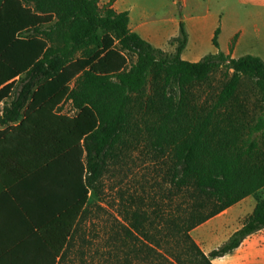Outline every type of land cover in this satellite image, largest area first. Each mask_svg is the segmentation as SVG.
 Wrapping results in <instances>:
<instances>
[{
    "label": "trees",
    "instance_id": "16d2710c",
    "mask_svg": "<svg viewBox=\"0 0 264 264\" xmlns=\"http://www.w3.org/2000/svg\"><path fill=\"white\" fill-rule=\"evenodd\" d=\"M113 1L105 4L102 17L99 0H0V140L9 130L34 135L28 149L36 152L35 166L61 168L68 201L55 223L52 264H60L73 246L90 211V195L99 192L110 161L141 142L165 166L164 183L172 196L182 199L176 213L152 216L134 210L125 216V223L106 233L100 263L213 264V258L264 228V199L259 197L264 156L253 153L257 142L247 144L243 133L248 129L251 135L259 127L245 124L239 109L226 105L240 75L257 81L264 100V60L254 55L236 59L220 51L199 62L186 61L184 23L171 41L178 42L176 51L165 54L130 29L129 13L114 10ZM98 22L109 31L98 34ZM218 35L219 29L213 38L217 48ZM124 50L138 57L129 70ZM215 60L229 61L233 77L217 105L189 111L184 105L188 86L203 83L215 70ZM170 75L179 84L178 100L168 92ZM68 100L76 114H58ZM251 194L258 201L253 213L206 254L191 231Z\"/></svg>",
    "mask_w": 264,
    "mask_h": 264
},
{
    "label": "crops",
    "instance_id": "0c3cea01",
    "mask_svg": "<svg viewBox=\"0 0 264 264\" xmlns=\"http://www.w3.org/2000/svg\"><path fill=\"white\" fill-rule=\"evenodd\" d=\"M110 1L99 0L101 4ZM141 1L114 0L112 8L117 12L127 11L130 29L156 48L168 49L184 23L188 41L182 58L186 61L199 62L220 51L236 59L254 55L264 60L263 46L249 48L252 41L247 38L250 29L256 30L257 39L264 35V0H240L244 7L254 8L253 14L248 15L249 19L253 17L247 24L239 23L238 18L234 26L229 24L223 10L217 12L218 16L209 12L182 18L178 12L177 16L156 19L150 17ZM187 2L182 0L183 9ZM201 6L199 3L195 6V13ZM218 29L219 48L213 43ZM33 138L34 135L9 130L0 140V264L53 263L57 246L52 242L55 223L66 207L68 189L66 181L62 182L59 166H35V153L28 149ZM257 203L255 194L244 197L195 227L191 231L193 238L209 254L243 226ZM212 261L213 264H264V228L249 235L232 252Z\"/></svg>",
    "mask_w": 264,
    "mask_h": 264
},
{
    "label": "rangeland",
    "instance_id": "374dc122",
    "mask_svg": "<svg viewBox=\"0 0 264 264\" xmlns=\"http://www.w3.org/2000/svg\"><path fill=\"white\" fill-rule=\"evenodd\" d=\"M198 3L202 6L195 13V6ZM141 4L148 9L150 17L156 19L171 14L177 16L178 12L182 18L194 14L205 15L209 12L218 16L219 11L223 10L225 16L229 17L231 26L236 24L235 20L238 18L239 23L247 24L252 21L253 16L249 19L248 15L253 14L254 9L252 6L244 7L240 4V0H188L184 9L182 0H142ZM232 8L238 15L234 11L231 12ZM98 13L102 17L107 15L105 4L98 3ZM98 23L95 25L98 34L109 31L108 25ZM249 31L247 38L252 42L248 47L259 48L260 45L264 48V35L261 34V38L257 39L256 30ZM57 42L62 44L63 37L60 36ZM177 46L178 42L174 45L171 43L168 49L161 50L165 54H170L176 51ZM124 52L128 56L129 70L137 62L138 57L132 51L124 50ZM215 61L217 63L215 70L203 83L188 86L184 105L188 106L189 111L197 105H217L218 97L233 77L234 69L230 67L229 61ZM168 92L174 95L175 100L180 98L176 76H169ZM262 95L253 77L240 75L235 92L226 104L234 105L239 109L242 122L259 127V130L251 135H248V129L243 132L244 140H248L247 144L254 140L257 142V147L253 151L256 156H264V118H260L264 114ZM3 106L4 104L0 106V115ZM76 112L70 100L63 102L57 108V113L61 115H74ZM152 153L150 147L145 142H141L140 145L127 147L118 158L110 161L100 183L99 192H92L90 195L88 216L79 225L73 246L66 250L67 256L60 264H101L98 251H102L106 233H112L120 222L125 223L124 217H130L134 210H147L152 216H156L157 213L159 215L176 213L177 205L182 198L172 196L169 186L164 183L165 166L162 162L153 160ZM259 197L264 199V187L259 191ZM83 239L88 241V245L83 246Z\"/></svg>",
    "mask_w": 264,
    "mask_h": 264
}]
</instances>
